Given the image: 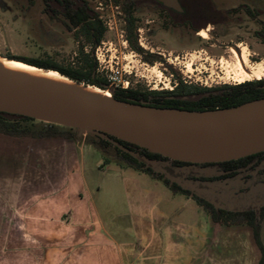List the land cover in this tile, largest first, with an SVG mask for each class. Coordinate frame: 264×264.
Here are the masks:
<instances>
[{
	"label": "crops",
	"instance_id": "1",
	"mask_svg": "<svg viewBox=\"0 0 264 264\" xmlns=\"http://www.w3.org/2000/svg\"><path fill=\"white\" fill-rule=\"evenodd\" d=\"M2 159L11 165L0 173V264H258L261 257L250 225L215 222L191 195L126 165H97L96 148L84 141L0 133ZM177 196L191 202L188 219ZM259 237L264 247V213Z\"/></svg>",
	"mask_w": 264,
	"mask_h": 264
},
{
	"label": "rangeland",
	"instance_id": "2",
	"mask_svg": "<svg viewBox=\"0 0 264 264\" xmlns=\"http://www.w3.org/2000/svg\"><path fill=\"white\" fill-rule=\"evenodd\" d=\"M87 1L102 21L110 23L111 28L106 27L103 39L112 43L107 54L111 57L113 54L118 56L122 66L128 60H131L130 64H134L133 69L137 73L135 76L123 74L134 87L169 90L178 80L213 87L223 83L233 84L264 78V42L257 35L261 28L259 22L264 24V0H213L219 9H237L229 12L222 23H207L195 29L171 25L166 13L161 11L157 3L140 1L134 13L138 18L136 33L137 40L141 42L139 45L143 49L142 53L130 49L128 43L126 47L122 44L125 32L120 4H115L114 0ZM240 5L247 6L250 12ZM209 15L218 16L205 10L198 20ZM121 33L123 37L120 36ZM77 45L73 32L67 30L57 18H52L51 12L44 10L42 0H0L1 56L44 59L74 67ZM136 59L146 61L149 68L145 69L135 63ZM252 73H258L259 76L256 78ZM244 74L248 76H243ZM241 75L244 78L239 81ZM76 133L74 142L78 144L85 135ZM96 151L99 155L96 163L100 165L105 155L98 149ZM108 157L115 166L125 165L114 156L112 148H109ZM8 161L0 160L1 174L10 170L11 164ZM91 163L93 162L90 161L87 166H91ZM13 169H16L15 165ZM175 201L183 207L185 213H182L188 219L191 202L178 196ZM204 213L206 214L205 210Z\"/></svg>",
	"mask_w": 264,
	"mask_h": 264
},
{
	"label": "water",
	"instance_id": "3",
	"mask_svg": "<svg viewBox=\"0 0 264 264\" xmlns=\"http://www.w3.org/2000/svg\"><path fill=\"white\" fill-rule=\"evenodd\" d=\"M157 1L182 11L178 0ZM104 91L109 96L98 98L66 87L21 79L0 69V111L74 128L77 135L105 138L188 190L190 195L215 208L231 210L200 194L197 182L167 171L164 164L168 161L148 159L110 136L170 160L191 164L237 159L264 150V97L229 107L189 110L119 100L109 90Z\"/></svg>",
	"mask_w": 264,
	"mask_h": 264
},
{
	"label": "trees",
	"instance_id": "4",
	"mask_svg": "<svg viewBox=\"0 0 264 264\" xmlns=\"http://www.w3.org/2000/svg\"><path fill=\"white\" fill-rule=\"evenodd\" d=\"M32 2V0H29ZM44 10L51 12L52 18H57L61 24L69 31L73 32V37L78 43L76 48V66L61 65L53 61L37 58H21L15 59L25 63L48 70H54L59 74L66 76L76 82H82L87 85L99 87L103 90H109L111 95L119 100L130 102H146L148 105L156 107H169L189 110H204L220 107H229L241 104L245 101L264 97V78L246 80L239 83L228 84L223 83L213 87L199 86L192 83H186L178 80L172 89H147L142 86L130 85L127 89L114 88L109 85L103 72L97 68V60L94 56V48L105 38L106 26L99 18V15L93 8L90 7L87 0H42ZM140 1L152 0H114L115 4L121 5V10L124 14V32L125 39L133 51L142 53L143 49L137 40V22L138 18L135 15V7ZM182 11H176L165 7L159 2L161 11L166 13V16L173 26H188L191 28H201L207 23H222L228 16L229 12L237 9H228L227 11L219 9L214 5L213 0H178ZM247 12H250L247 6ZM217 14L218 16L209 15L203 19H199V15L203 11ZM251 14V13H250ZM261 28L257 32L260 40L264 42V24L261 23ZM153 60H149L152 62ZM75 129L61 126L53 123H47L34 118L11 114L0 111V133L15 137H32V138H47L61 137L64 139H76ZM119 144L133 150L140 155H144L148 159L169 161L170 159L141 148L137 145L117 139ZM83 141L91 144L93 147L101 151L105 156L100 166L110 163L108 157L109 148L113 149L114 156L126 166L153 178L159 179L173 192H179L190 195V192L181 188L175 182H170L161 172L154 171L150 166H145L144 162L136 157L125 152L117 145L112 144L109 140L93 134H86ZM174 164H185L188 162L170 160ZM191 198L200 205L215 222L221 224L246 223L252 227L253 236L256 244L261 251V257L258 264H264V247L260 241L259 228L262 212L258 215L252 210L243 212H230L215 209L206 200L192 194Z\"/></svg>",
	"mask_w": 264,
	"mask_h": 264
},
{
	"label": "flooded vegetation",
	"instance_id": "5",
	"mask_svg": "<svg viewBox=\"0 0 264 264\" xmlns=\"http://www.w3.org/2000/svg\"><path fill=\"white\" fill-rule=\"evenodd\" d=\"M164 167L171 174L197 182L199 193L213 198L216 205L231 207V210L215 208L210 203L215 209L230 212L252 210L255 215L262 212L263 217L264 150L220 162L174 164L169 160Z\"/></svg>",
	"mask_w": 264,
	"mask_h": 264
},
{
	"label": "bare ground",
	"instance_id": "6",
	"mask_svg": "<svg viewBox=\"0 0 264 264\" xmlns=\"http://www.w3.org/2000/svg\"><path fill=\"white\" fill-rule=\"evenodd\" d=\"M0 69L8 71L21 79L34 81L37 83L66 87L98 98L109 96V93L107 91H104L92 85L77 83L54 70L43 69L20 60L7 58L1 55ZM245 75L248 76L247 74H244L243 76ZM243 76L241 75L238 80L242 81L244 78ZM253 76L257 78L259 74L254 73Z\"/></svg>",
	"mask_w": 264,
	"mask_h": 264
},
{
	"label": "built area",
	"instance_id": "7",
	"mask_svg": "<svg viewBox=\"0 0 264 264\" xmlns=\"http://www.w3.org/2000/svg\"><path fill=\"white\" fill-rule=\"evenodd\" d=\"M104 25L106 27L111 28L110 23L106 20L103 21ZM121 37H123V34H120ZM139 44L141 42L138 40ZM122 44L124 47L127 45V41L125 38L122 40ZM112 46L111 42L107 41H101L95 48H94V56L97 60V68L99 71L103 72L105 78L109 82V85L114 88H120V89H127L130 86V81L128 78H124L123 74L127 75H136V69L134 70V64H130L131 60H128V63H126L124 66L119 64L118 56L115 54L110 55L107 54V50H110ZM115 50V49H114ZM132 54V53H131ZM132 55H136L133 53ZM134 60H132L133 62ZM138 63L142 66H144L145 69H148V63L146 61H142L140 59H136L135 63ZM177 82L173 83V86Z\"/></svg>",
	"mask_w": 264,
	"mask_h": 264
}]
</instances>
